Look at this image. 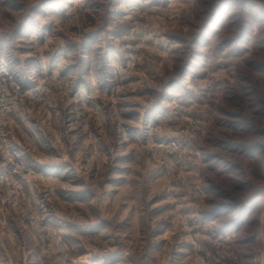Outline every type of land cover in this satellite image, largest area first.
I'll return each instance as SVG.
<instances>
[{"label": "rangeland", "instance_id": "374dc122", "mask_svg": "<svg viewBox=\"0 0 264 264\" xmlns=\"http://www.w3.org/2000/svg\"><path fill=\"white\" fill-rule=\"evenodd\" d=\"M0 64V264H264V0H0Z\"/></svg>", "mask_w": 264, "mask_h": 264}, {"label": "built area", "instance_id": "2783aa9c", "mask_svg": "<svg viewBox=\"0 0 264 264\" xmlns=\"http://www.w3.org/2000/svg\"><path fill=\"white\" fill-rule=\"evenodd\" d=\"M56 79L55 76L52 77L55 83L57 82ZM46 95L45 86L24 91L14 71L6 64H0V119L7 117L11 112L13 101L18 97L26 96L35 101H43ZM5 165V169L10 173H24L28 170L25 158L21 151L15 147L6 150ZM1 181L8 182L9 176L4 175L1 177Z\"/></svg>", "mask_w": 264, "mask_h": 264}, {"label": "clouds", "instance_id": "9594fccd", "mask_svg": "<svg viewBox=\"0 0 264 264\" xmlns=\"http://www.w3.org/2000/svg\"><path fill=\"white\" fill-rule=\"evenodd\" d=\"M90 64H91L90 72L86 71L84 75L89 80V82L93 83L94 85V83L99 81L100 79L101 69L94 60L91 61ZM85 87H88V85L86 84Z\"/></svg>", "mask_w": 264, "mask_h": 264}]
</instances>
